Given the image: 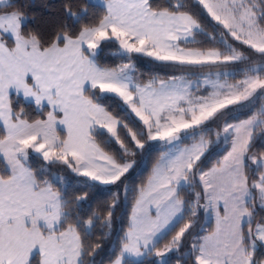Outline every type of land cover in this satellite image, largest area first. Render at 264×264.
<instances>
[{
	"label": "snow or ice",
	"instance_id": "6c2138e0",
	"mask_svg": "<svg viewBox=\"0 0 264 264\" xmlns=\"http://www.w3.org/2000/svg\"><path fill=\"white\" fill-rule=\"evenodd\" d=\"M197 2L212 31L182 0H85L78 10L63 0L65 22L42 36L25 30L17 0H0V264H96L89 237L101 217L72 210L88 193L67 199L68 178L51 166L85 187L123 185L127 197L129 158L146 144L160 154L110 264H173L185 242L176 264H264V153L252 152L264 129V0ZM90 8L101 14L81 23ZM111 47L122 62L102 65ZM137 56L180 71L141 82ZM113 98L138 127L110 110Z\"/></svg>",
	"mask_w": 264,
	"mask_h": 264
},
{
	"label": "trees",
	"instance_id": "16d2710c",
	"mask_svg": "<svg viewBox=\"0 0 264 264\" xmlns=\"http://www.w3.org/2000/svg\"><path fill=\"white\" fill-rule=\"evenodd\" d=\"M85 0H77L76 8L78 10L80 6L84 4ZM165 0H161V3H164ZM186 5L187 10L191 11L197 18L205 24L208 31H212V28L209 25L210 18L207 17L206 13L202 9V6L198 4L195 0H182ZM19 9L28 17V23L26 25V31H34L39 33L42 36H47L51 33L52 30L57 28L64 21L63 14V0H17ZM16 9L10 7H4L3 11L10 12ZM100 8H90L89 17L82 21L85 23L91 20L92 17L101 14ZM68 23H71L68 21ZM214 24V22H211ZM198 39H203V37H198ZM116 53V48H106L99 57L100 63L107 65H115L122 62V57ZM135 63V73L138 75V78L141 82H144L150 79L153 75L172 74L173 72H179V69L170 68L162 65L160 62L151 60L150 58L137 56L134 57ZM19 99V98H18ZM23 103V101L21 100ZM110 106V110L114 114L118 115L125 122L129 123L130 126L138 127V120L130 114V112H125L121 110V102L118 99H110L107 101ZM26 110L29 113L31 118H36V112L33 107L27 106L25 104ZM246 116L241 115L240 119H244ZM211 139H214V136H210ZM215 145L212 146L214 150ZM112 151H118V146L113 144L111 145ZM252 152L259 155L264 153V129L255 130V139L253 142ZM159 151L155 149L153 145L146 144L145 149L142 152H138L134 158L136 165L126 174V177L123 180V184H126L129 188L127 197L123 191V185H111L109 187H104L97 184L95 187H85L82 183V177H76L69 170L59 166H51V171L53 173H58L61 176L68 178L67 185V199L72 200L75 196L81 195L84 192L88 193L87 200L81 205L77 206L73 204L72 210L78 214L82 219L87 220L91 218L94 214L101 217L100 220L94 221V227L91 228V236L89 241L94 245L96 243L100 244V248L95 252L94 258L96 264H110V261L119 254L120 251V240L123 237L124 231L127 229L128 218L131 211V204L133 202V196L135 194L134 190L138 187L149 174L152 165L155 163V160L159 156ZM39 163V162H37ZM91 183V182H89ZM187 195L186 193H182ZM113 202L116 203L115 208L113 209V217L111 228L105 227L103 224L104 218L107 215V207ZM203 223V217L199 221ZM179 225L176 230H178ZM175 232L169 233L164 240L160 242V247L164 243H167L171 239V236ZM187 251V242L181 248L179 253L172 254V262L176 264L178 257H182L183 254ZM261 252H264V249L257 252V256L261 255ZM86 262L92 257H86ZM151 257L148 258L150 260ZM148 260L145 261V264H148Z\"/></svg>",
	"mask_w": 264,
	"mask_h": 264
},
{
	"label": "rangeland",
	"instance_id": "374dc122",
	"mask_svg": "<svg viewBox=\"0 0 264 264\" xmlns=\"http://www.w3.org/2000/svg\"><path fill=\"white\" fill-rule=\"evenodd\" d=\"M196 2H197V0H195ZM215 23V22H214ZM134 75H135V78L137 79V80H139L140 81V79L138 78V75L135 73V70H134ZM131 114V113H130ZM131 115H133V114H131ZM134 116V115H133ZM137 119V118H136ZM102 186H104V187H109V186H111V185H108V186H105V185H102Z\"/></svg>",
	"mask_w": 264,
	"mask_h": 264
}]
</instances>
